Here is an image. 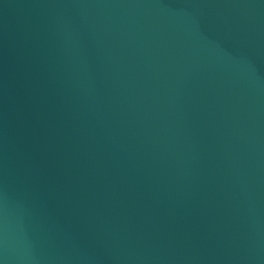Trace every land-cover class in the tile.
I'll return each instance as SVG.
<instances>
[{
  "label": "water",
  "instance_id": "water-1",
  "mask_svg": "<svg viewBox=\"0 0 264 264\" xmlns=\"http://www.w3.org/2000/svg\"><path fill=\"white\" fill-rule=\"evenodd\" d=\"M0 264H264V0H0Z\"/></svg>",
  "mask_w": 264,
  "mask_h": 264
}]
</instances>
